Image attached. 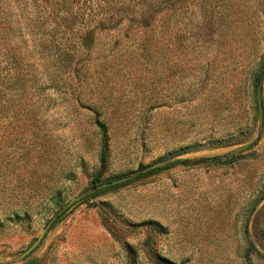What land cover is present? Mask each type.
<instances>
[{
  "label": "rangeland",
  "instance_id": "374dc122",
  "mask_svg": "<svg viewBox=\"0 0 264 264\" xmlns=\"http://www.w3.org/2000/svg\"><path fill=\"white\" fill-rule=\"evenodd\" d=\"M211 1L180 3L171 21L163 12L151 34L99 32L89 60L64 69L56 88L36 91L29 64L0 48V264H264L253 79L264 0H214L218 16ZM85 20L70 37L86 33ZM100 128L110 149L101 182L182 149L190 163L88 201L102 170ZM58 195L67 212L21 260L60 214Z\"/></svg>",
  "mask_w": 264,
  "mask_h": 264
},
{
  "label": "trees",
  "instance_id": "16d2710c",
  "mask_svg": "<svg viewBox=\"0 0 264 264\" xmlns=\"http://www.w3.org/2000/svg\"><path fill=\"white\" fill-rule=\"evenodd\" d=\"M182 2L186 4L188 0H0V48L9 49L4 54L12 55L17 66L21 61L29 64L36 91H40L47 83L56 88L60 84V78L63 79L64 69L80 66L89 60L90 50L96 46L99 32L126 30L125 35L128 36L136 28L145 34L154 33L160 15L163 12L172 13L169 16L171 21L173 12ZM210 6L212 16H218L217 1H211ZM138 13H141L139 17ZM86 18L85 21L89 23L86 33L79 36L80 32H77L70 37L71 33L77 31V26H81L79 19ZM253 79L257 87L264 80V57L256 68ZM100 129L104 138L100 157L102 170L92 177L93 193L88 201L107 191L190 163L189 160L179 159L189 150L182 149L167 155L158 164L140 165L132 174L101 182V177L109 165L110 149L107 130ZM219 145L226 144L221 142ZM200 148L202 146L195 149ZM123 179L118 185L100 188ZM51 203L61 211L51 221L53 227L67 212L68 205H64L66 200L60 195L52 198ZM161 264L173 263L163 260Z\"/></svg>",
  "mask_w": 264,
  "mask_h": 264
},
{
  "label": "water",
  "instance_id": "95a60500",
  "mask_svg": "<svg viewBox=\"0 0 264 264\" xmlns=\"http://www.w3.org/2000/svg\"><path fill=\"white\" fill-rule=\"evenodd\" d=\"M263 86H264V80L258 85V88H257V105H258V116H259L260 125H262L263 122H264ZM254 142H252V143H250L248 145L242 146L240 148H237L236 150H234L233 152L228 154V157H233V156H236L238 154H241V153L247 151L253 145ZM123 181H124V179L123 180H119V181H114V182L105 184V185L101 186L100 188H108V187H111V186H114V185H118L119 183H122ZM81 198H82V196L75 197L74 199L71 200V202L69 203V206L73 205L74 203H77ZM50 227H51V225L49 224L43 230V232L41 233V235L39 236L37 241L20 257L21 260L26 258V257H28L31 253L34 252V250L43 241V239H44L45 235L47 234V232H48Z\"/></svg>",
  "mask_w": 264,
  "mask_h": 264
}]
</instances>
